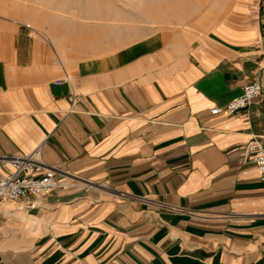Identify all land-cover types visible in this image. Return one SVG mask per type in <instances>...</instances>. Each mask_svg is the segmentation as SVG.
Segmentation results:
<instances>
[{
    "label": "crops",
    "instance_id": "1",
    "mask_svg": "<svg viewBox=\"0 0 264 264\" xmlns=\"http://www.w3.org/2000/svg\"><path fill=\"white\" fill-rule=\"evenodd\" d=\"M235 2L165 45L149 38L69 74L58 51L0 18V176L38 151L62 185L0 203V264H264L250 150L264 146V0ZM249 83L262 96L248 109L210 114Z\"/></svg>",
    "mask_w": 264,
    "mask_h": 264
},
{
    "label": "rangeland",
    "instance_id": "2",
    "mask_svg": "<svg viewBox=\"0 0 264 264\" xmlns=\"http://www.w3.org/2000/svg\"><path fill=\"white\" fill-rule=\"evenodd\" d=\"M157 1L160 4L162 0ZM25 4L40 7L41 12L28 16L1 10ZM134 4L136 0H0V18L47 45L52 58L58 51L66 62L60 66L69 74L83 61L109 56L149 38H155L158 46L165 45L166 33L184 36L186 31H194L196 22L208 12L212 11L213 17H223L237 3L186 0L172 8L157 6L147 16L125 11ZM177 15L182 17L181 22L176 20Z\"/></svg>",
    "mask_w": 264,
    "mask_h": 264
},
{
    "label": "built area",
    "instance_id": "3",
    "mask_svg": "<svg viewBox=\"0 0 264 264\" xmlns=\"http://www.w3.org/2000/svg\"><path fill=\"white\" fill-rule=\"evenodd\" d=\"M261 96L260 85L249 83L243 88L241 95L234 97L222 107L211 109L210 114L236 115L248 109ZM250 150L260 180L264 183V146L254 139L250 144ZM10 164L11 172L0 176V203L5 199L20 202L28 197H43L62 187L56 179L55 169L48 167L41 160L38 151L24 158H12Z\"/></svg>",
    "mask_w": 264,
    "mask_h": 264
}]
</instances>
